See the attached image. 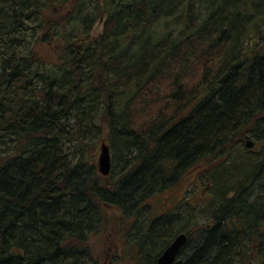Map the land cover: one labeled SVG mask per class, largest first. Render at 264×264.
Here are the masks:
<instances>
[{
	"label": "trees",
	"instance_id": "obj_1",
	"mask_svg": "<svg viewBox=\"0 0 264 264\" xmlns=\"http://www.w3.org/2000/svg\"><path fill=\"white\" fill-rule=\"evenodd\" d=\"M247 139L263 152L235 163ZM224 163L206 225L149 224L163 250L187 237L181 264H242L251 238L264 254V0H0V264H99L104 208L130 216Z\"/></svg>",
	"mask_w": 264,
	"mask_h": 264
},
{
	"label": "rangeland",
	"instance_id": "obj_2",
	"mask_svg": "<svg viewBox=\"0 0 264 264\" xmlns=\"http://www.w3.org/2000/svg\"><path fill=\"white\" fill-rule=\"evenodd\" d=\"M60 20H62L61 16L57 17V21ZM102 23V18L96 21L93 26L95 34L100 32ZM67 29L70 30V26H67ZM53 48L56 49L58 47L53 46ZM153 112L151 114H153ZM97 144L100 146L101 141L98 140ZM261 149L263 148L255 146L253 152H247V149L242 146L231 159L234 160L235 163H241V160L244 162H255L259 159V154L263 152L260 151ZM110 154L111 171L107 180L117 181L123 165V161L121 162L120 160L122 156L119 157L120 154L118 151L115 149L112 150L111 148ZM97 158L98 154H96V166ZM215 164H218V161ZM228 164L231 165L230 162ZM226 165L227 164L224 163L221 167L218 166L217 168H210L204 165L199 166V169L197 168V170L193 171L195 173L194 175H192V172L179 178L174 186L164 190L160 194L153 195L147 201L145 200L143 204L138 206L139 208L136 213L129 214L130 216L124 215L122 210L115 205L113 207L104 208L102 212L104 220L88 241V245L93 249L92 251L98 259L99 264H141V262L144 264L142 259V256H144V258L146 257V255H144V250H146V252L148 250L154 252L153 254L163 250L164 240L160 239L158 241L155 234L152 232L149 233L148 230L149 224L152 223L156 217L159 219L161 215L187 212L192 218V221L188 223L189 226L195 224L197 228L206 225L209 222L210 213L216 208L217 202L221 198L222 193L219 187L220 185H224L221 183V178H217V176H220V173L217 171L218 168H222ZM239 175L240 174H238L233 181H242L243 178L238 177ZM209 183L210 186L207 187ZM232 195L233 194L230 193L227 197H231ZM259 224L260 227L264 228V221H261ZM138 240H140L139 244L134 243ZM250 241L251 242L247 244L249 251L246 252V248V251L243 253L242 264H263L262 256L264 254H260V251L257 250L259 242L255 239L252 240V238ZM141 252L142 256L140 255ZM157 258L158 256L154 257V262H156ZM151 262L152 260L150 259V263ZM177 264H181V262L178 260Z\"/></svg>",
	"mask_w": 264,
	"mask_h": 264
},
{
	"label": "water",
	"instance_id": "obj_3",
	"mask_svg": "<svg viewBox=\"0 0 264 264\" xmlns=\"http://www.w3.org/2000/svg\"><path fill=\"white\" fill-rule=\"evenodd\" d=\"M254 143L250 140L245 142V147L251 149ZM98 172L102 176H108L111 170V155L109 147L102 142L99 148L98 160H97ZM187 237L184 234H180L175 237L172 243L162 252L157 259V264H177L176 259L180 249L185 245Z\"/></svg>",
	"mask_w": 264,
	"mask_h": 264
},
{
	"label": "flooded vegetation",
	"instance_id": "obj_4",
	"mask_svg": "<svg viewBox=\"0 0 264 264\" xmlns=\"http://www.w3.org/2000/svg\"><path fill=\"white\" fill-rule=\"evenodd\" d=\"M247 152L248 151H251V152H253V150H246ZM207 187H209V185L207 186ZM163 217H165V215H161L159 218H163ZM158 217H156L154 220H156ZM254 229H256L257 230V232L258 233H264V228L263 227H260V224L259 225H257ZM161 255V254H160ZM159 255V256H160ZM158 256V257H159ZM158 259V258H157ZM157 259H156V262H155V264H157ZM178 260V256H177V259H176V261Z\"/></svg>",
	"mask_w": 264,
	"mask_h": 264
}]
</instances>
